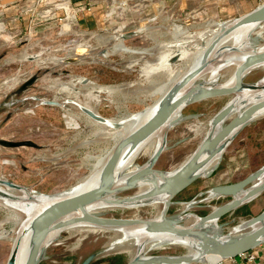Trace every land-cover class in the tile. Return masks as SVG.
I'll list each match as a JSON object with an SVG mask.
<instances>
[{"label": "rangeland", "instance_id": "374dc122", "mask_svg": "<svg viewBox=\"0 0 264 264\" xmlns=\"http://www.w3.org/2000/svg\"><path fill=\"white\" fill-rule=\"evenodd\" d=\"M234 21L194 25L153 21L151 28L125 40L116 29L62 33L55 39H45L29 58H0V139L37 144L16 148L0 145V179L30 192L17 195L2 184L9 197H0V264H7L12 247V240L1 236L29 222L47 203L68 195L79 179L93 171L98 158L126 133L125 126L130 127L128 117L154 106L162 94L159 89H168L171 80L188 69L199 50L219 37L215 36L217 26ZM178 25L184 32H176ZM236 37H229L227 44L238 45ZM120 42L130 51L114 49ZM243 47L245 51L264 49V19L252 27ZM226 59L220 56L198 81L215 85L230 82L235 64H223ZM33 76L36 81L19 91ZM245 81L263 85L264 65L251 70ZM251 95L218 97L185 107L183 118L166 130L167 148L155 167L176 170L204 137L214 132L216 116L231 106L228 115L219 121L220 125L227 123L254 101ZM147 148L126 172L148 161L153 150ZM210 185L209 176L200 177L173 198L168 215L180 216L183 225H190L193 213L203 216L231 200L228 195L204 200L213 189ZM145 188L136 187L117 197L131 196ZM95 208L93 211L104 217L153 219L160 217L163 200L158 197L134 205ZM263 209L264 192L222 217L218 224L225 235H239L249 229L243 223ZM133 235L130 230L89 225L66 229L47 244L45 258L81 264L94 256L91 264H127L142 244ZM189 251L184 244L170 242H149L144 247L145 255H183Z\"/></svg>", "mask_w": 264, "mask_h": 264}, {"label": "water", "instance_id": "95a60500", "mask_svg": "<svg viewBox=\"0 0 264 264\" xmlns=\"http://www.w3.org/2000/svg\"><path fill=\"white\" fill-rule=\"evenodd\" d=\"M263 6L259 5L247 15L236 20L246 19ZM263 19L264 17L260 21ZM262 65H264V49L251 50L235 67L234 81L231 84L222 85L198 81L209 66L208 60L186 70L179 77L180 79L173 82L160 96L153 113L117 140L102 166L98 184L56 199L34 215L31 220L30 250L25 264H40L45 258L50 233L72 225H91L115 229L142 226L144 231L151 234H172L178 237H190L196 241V253L191 256L183 254L143 257L142 252H138L127 264H197L203 263L210 255L217 256L221 260L235 258L262 245L264 243V209L245 221L244 227L249 229L239 235L231 233L225 235L218 221L264 192V176L260 181L253 182L263 171L264 166L239 182L213 187L211 190L215 191L218 187L237 186L227 194L231 196V200L215 207L203 216L193 213L192 215L198 220L190 225H183L182 217H171L168 215V211L176 195L200 177L209 176L213 172L220 163L226 147L237 133L264 111V98H258L248 103L232 119L221 125L215 133L206 135L192 155L176 170L168 172L155 167L167 148L168 141L165 133L162 144L153 151L144 165L127 173L124 171L152 137L179 113L181 114L185 107L210 98L238 96L247 90L258 88L264 90V84L245 81L246 75L251 70ZM35 81L36 77H31L24 82L19 91L26 89ZM230 109L231 106L228 105L222 111L225 110L228 115ZM216 119L214 121L218 122ZM1 145L12 148L23 145L37 146L36 143L29 140L13 142L3 139H1ZM217 158L219 160L211 172L205 175L206 167ZM122 177H124V181L119 182ZM0 184L19 188L14 183L1 179ZM142 186L146 188L137 194L117 197L119 193ZM158 197H165V202L160 217L153 219L104 217L91 210L100 202L108 206H122L153 201ZM210 197L211 195L204 200ZM75 213L79 214L74 216ZM216 226H219L221 230H215ZM93 258L94 256H90L81 264H91ZM7 264H15L13 252L10 253Z\"/></svg>", "mask_w": 264, "mask_h": 264}, {"label": "crops", "instance_id": "0c3cea01", "mask_svg": "<svg viewBox=\"0 0 264 264\" xmlns=\"http://www.w3.org/2000/svg\"><path fill=\"white\" fill-rule=\"evenodd\" d=\"M261 1L0 0V58H29V53L45 39H55L62 33L116 29L121 36L132 37L151 28L153 21L194 25L233 20L253 11ZM263 166L264 114L243 127L226 147L220 163L209 175L210 186L239 182ZM253 251L264 263L263 245ZM238 259L216 264H235ZM40 264L64 263L44 258Z\"/></svg>", "mask_w": 264, "mask_h": 264}, {"label": "bare ground", "instance_id": "6f19581e", "mask_svg": "<svg viewBox=\"0 0 264 264\" xmlns=\"http://www.w3.org/2000/svg\"><path fill=\"white\" fill-rule=\"evenodd\" d=\"M263 17H264V6L262 8H260L256 13L247 17L244 20H240V21L236 20V21L229 23V24H226V23L219 24V26H217L218 28H216L217 31L215 30L216 34L214 33L215 36L219 35V37L214 39V40L212 39L213 41H208V42L206 41L207 42L205 44L206 47L204 49L199 50L200 52H198V54L196 53L197 56L194 58L193 62L191 61L192 64L188 67V69L195 67L196 65H198L199 63H201L205 60H208L209 65H211L215 62H218V58L222 55H224L226 58H228V59H226L225 63H223V64L234 63L235 67H236L238 65V63L242 61V59L244 58L246 53L250 52V51H245L244 50L245 47H243V46H245V43H247L249 41L250 32H251L252 27L255 24H257L258 22H260V19ZM175 30H176V32H184V29L182 28L181 25L175 26ZM234 35L237 36L236 37L238 39L237 41H239L238 45H236V43H234L233 45L227 44V41H229L228 38L233 37ZM121 38L124 40V38H127V34L122 35ZM114 49L120 50V51H130L123 42H120L119 44H117ZM232 75H233V77H232L231 81L230 82L228 81L225 84H231L234 81V72ZM179 77L176 76L175 78H173V80H171L172 82H171L170 86L172 85L173 82H177L180 79ZM88 85H90V84H88ZM166 90H165V88L164 89L162 88V89H159V92L160 93L162 92V94H163L166 92ZM248 92H251L253 94V95H251L252 97H250V98H253L252 100H255L258 98H264V90L262 88H258L256 90H247V91H244L243 93L239 94L238 96H241V97L245 96V98H246ZM162 94H161V96H162ZM247 100H251V99L247 98ZM156 103H155V105H156ZM155 105L152 106L149 110H146L145 112L143 111L142 113L132 115L131 117L129 116L128 120L126 122L130 123V125H129L130 127H128V125L126 124L127 125V126H125L126 127L125 130H127L126 133L129 132L130 130H132L134 127H136L140 123H142L143 121H145L153 113V111L155 109ZM263 113H264V111L260 115H262ZM226 116H227L226 111L224 110L220 113V115H218L216 117L217 118L216 120H218V122H219V121L223 120ZM182 118H183V116L179 113L174 119H172V121L170 123H168L162 129H160L152 137V139L149 141V143L140 152H142L146 147H149L150 150L154 151L159 145L162 144L163 136L166 133V130L168 128H170L171 126H173L174 125L173 123L180 121ZM213 126H214L213 127L214 128L213 133H215V131L217 129H219L221 125H220V122L217 124V122L214 121ZM0 145H1V139H0ZM154 145H155V147H153ZM113 147L108 150L106 155L98 158L97 164L95 165V168L93 169V171L89 175H87L85 178L79 179L76 182V184L71 187V189H70L71 192L68 195L77 193L81 190L87 189L89 187H92V186L98 184L99 175H100V171L102 169V166L104 165L107 157L111 153ZM140 152L138 154H140ZM218 160H219V158L215 159V161H213L212 163H210L206 167V169L204 170L205 175H208L211 172L213 166L218 162ZM132 162L133 161H130L129 167H130V164H132ZM128 168L126 167L124 169V171L126 172ZM263 176H264V169L260 173V175H258L254 179L253 182L260 181L263 178ZM123 181H124V177H122L119 180V182H123ZM6 188L10 189L14 192H17V195L18 194L19 195H25V194L29 195V193H30L26 188H22V187L16 188V187H10V186L7 187L6 186ZM235 188H237V186H232L231 188H229V187H218L215 189V191L211 190L209 193H210L211 197L215 196V195H227L228 192H230L231 190H233ZM5 190L6 189H4L2 187V184H0V197H5V198L9 197L8 192H6ZM68 195H66V196H68ZM161 198L163 200V206H164L165 197H161ZM4 201H6V200L4 199ZM53 201H51V202H53ZM51 202H49V203H51ZM49 203H47L46 205H48ZM137 203H144V202H137ZM137 203H131L128 205H134ZM46 205H44L41 209H43ZM105 206H108V205H105V203H103V202H100L97 205H95L96 208H101V207H105ZM95 207H93V208H95ZM96 208H95V210H96ZM91 210H92V212H94L93 211L94 209H91ZM78 214L79 213H75L74 216H76ZM31 220L29 222L25 223L23 226L20 225L21 227H18V228L16 227L17 229L15 228V230H13V231H10V232L8 231V232L4 233L3 236H1V237H5V238H10L12 240V247H11L10 253L13 252V254L15 256V264H25V262H26V259H27V256H28V253L30 250V237H31V232H32ZM197 220H198L197 217L193 216V222H196ZM243 225H245V222L243 223ZM79 226H82V225H72V226L62 228V229L55 230V231L50 233L47 242L50 243L52 241H55L58 238L59 234H61V232L63 230L71 229V228H75V227H79ZM89 226H91V225H89ZM216 227L218 229L216 228L215 230H221V228L219 226H216ZM120 229L130 230L131 232H133L136 235V236H134V235L133 236L138 239V244L142 243L140 246L138 245V247H139V252H142L143 257H147V255L144 254V247H145V244H147L149 242H152V243L170 242V243L184 244V246H186L187 248L190 249V251L188 253H186V255L191 256L194 253H196V241L190 237H178V236L172 235V234H151V233L144 231L142 226H134V227H127V228H120ZM152 246H154V245H152ZM219 261H221V259L219 257L214 256V255H210L206 258V260L203 263H205V264H216Z\"/></svg>", "mask_w": 264, "mask_h": 264}, {"label": "built area", "instance_id": "2783aa9c", "mask_svg": "<svg viewBox=\"0 0 264 264\" xmlns=\"http://www.w3.org/2000/svg\"><path fill=\"white\" fill-rule=\"evenodd\" d=\"M262 245L264 247V243ZM238 257L239 259L235 262V264H264L253 250L248 251Z\"/></svg>", "mask_w": 264, "mask_h": 264}]
</instances>
